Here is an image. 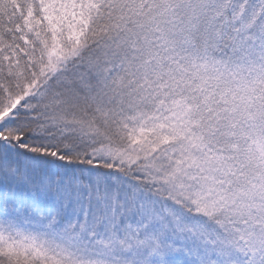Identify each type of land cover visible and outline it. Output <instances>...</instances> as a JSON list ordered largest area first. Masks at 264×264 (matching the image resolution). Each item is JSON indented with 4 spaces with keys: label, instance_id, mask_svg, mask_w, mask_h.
Masks as SVG:
<instances>
[{
    "label": "snow or ice",
    "instance_id": "obj_1",
    "mask_svg": "<svg viewBox=\"0 0 264 264\" xmlns=\"http://www.w3.org/2000/svg\"><path fill=\"white\" fill-rule=\"evenodd\" d=\"M0 264H264V0H0Z\"/></svg>",
    "mask_w": 264,
    "mask_h": 264
}]
</instances>
